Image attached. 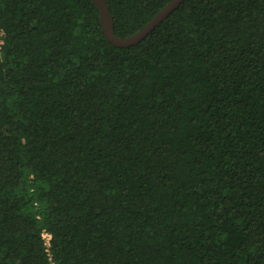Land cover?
Instances as JSON below:
<instances>
[{
    "label": "trees",
    "instance_id": "16d2710c",
    "mask_svg": "<svg viewBox=\"0 0 264 264\" xmlns=\"http://www.w3.org/2000/svg\"><path fill=\"white\" fill-rule=\"evenodd\" d=\"M169 1L106 0L114 33ZM0 28V264H264V0L129 46L93 0H0Z\"/></svg>",
    "mask_w": 264,
    "mask_h": 264
},
{
    "label": "water",
    "instance_id": "95a60500",
    "mask_svg": "<svg viewBox=\"0 0 264 264\" xmlns=\"http://www.w3.org/2000/svg\"><path fill=\"white\" fill-rule=\"evenodd\" d=\"M184 0H170L161 9H159L153 17L141 26L137 31L128 36H119L114 33L113 16L110 12L109 5L106 0H93L99 9V22L102 32L106 38L117 46H129L137 43L145 37L154 27L160 23L170 12L178 7Z\"/></svg>",
    "mask_w": 264,
    "mask_h": 264
},
{
    "label": "built area",
    "instance_id": "2783aa9c",
    "mask_svg": "<svg viewBox=\"0 0 264 264\" xmlns=\"http://www.w3.org/2000/svg\"><path fill=\"white\" fill-rule=\"evenodd\" d=\"M2 35H3V30H2V28H0V49H1V46L3 44ZM41 236L44 240V244L48 247L50 245L51 234L48 231L43 230L41 232Z\"/></svg>",
    "mask_w": 264,
    "mask_h": 264
}]
</instances>
